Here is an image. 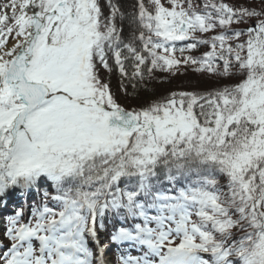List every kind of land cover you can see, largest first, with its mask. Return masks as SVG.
<instances>
[{"label":"snow or ice","instance_id":"6c2138e0","mask_svg":"<svg viewBox=\"0 0 264 264\" xmlns=\"http://www.w3.org/2000/svg\"><path fill=\"white\" fill-rule=\"evenodd\" d=\"M0 221V264H264V0H0Z\"/></svg>","mask_w":264,"mask_h":264},{"label":"trees","instance_id":"16d2710c","mask_svg":"<svg viewBox=\"0 0 264 264\" xmlns=\"http://www.w3.org/2000/svg\"><path fill=\"white\" fill-rule=\"evenodd\" d=\"M229 3H239L241 0H227ZM120 3L123 6L124 11L127 13L131 10V6L135 3V0H120ZM105 14H107V9L105 8ZM125 34L127 35L128 32V25L125 23ZM158 75H164V74H158ZM216 85V81L214 79H210L207 77H201L197 75L196 73L192 72L191 69H188L185 74L178 75L176 77H173L171 79L170 83L165 84H159L156 82H153L152 84L147 85L149 88L148 92H144L141 89L140 96L141 99L138 101H134L131 98H125L122 96V94L119 92V83L117 79L114 77L112 79V88L113 91L117 93L118 98L120 99V102L125 105L129 106L131 104H144L150 99H155L159 96H163L168 94L170 91L173 90H207L209 88H212ZM155 90L154 94L152 90ZM128 90L131 93L133 91L131 84H128ZM0 226H2V223H0ZM112 258H115V253L113 251Z\"/></svg>","mask_w":264,"mask_h":264}]
</instances>
